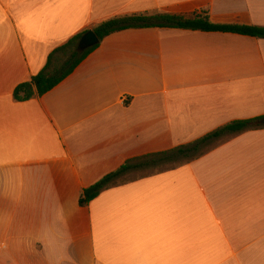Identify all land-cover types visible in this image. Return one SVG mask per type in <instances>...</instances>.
I'll list each match as a JSON object with an SVG mask.
<instances>
[{
  "label": "crops",
  "instance_id": "0c3cea01",
  "mask_svg": "<svg viewBox=\"0 0 264 264\" xmlns=\"http://www.w3.org/2000/svg\"><path fill=\"white\" fill-rule=\"evenodd\" d=\"M205 13L264 27V0H0V264H264V126L78 203L131 158L263 118L264 38L125 29L49 92L13 98L104 21Z\"/></svg>",
  "mask_w": 264,
  "mask_h": 264
},
{
  "label": "trees",
  "instance_id": "16d2710c",
  "mask_svg": "<svg viewBox=\"0 0 264 264\" xmlns=\"http://www.w3.org/2000/svg\"><path fill=\"white\" fill-rule=\"evenodd\" d=\"M130 28H178L203 32L233 33L249 37L264 38V27L214 24L209 21L206 13L197 14L192 18H183L169 14H133L115 17L98 24L93 29V32L99 38V41H101L111 33ZM85 32L86 31H83L74 35L64 44L50 52L44 67L28 81L16 86L13 91V98L16 101H25L42 96L70 75L98 45L90 47L82 53H78L76 51L77 43ZM255 121L256 119L233 120L188 144L131 158L117 170L103 176L89 187L83 189L79 195L78 203L81 206L86 205L94 199L103 188L110 186L116 178H119L131 169L153 167L157 166L159 163L175 161L181 157L189 158L188 161L194 160L203 155L208 150L206 147L213 141H218L223 137L249 129L261 127L254 125ZM169 168H164L159 171Z\"/></svg>",
  "mask_w": 264,
  "mask_h": 264
},
{
  "label": "rangeland",
  "instance_id": "374dc122",
  "mask_svg": "<svg viewBox=\"0 0 264 264\" xmlns=\"http://www.w3.org/2000/svg\"><path fill=\"white\" fill-rule=\"evenodd\" d=\"M222 139H224V138H222ZM217 142L218 141L211 142L206 147V149H209L213 145H216ZM188 159L189 158L181 157L179 159H176L175 161L162 162V163H159L157 166H153V167H143V168L134 169V170L131 169V170L127 171L125 174L121 175L119 178H116L111 184L112 185L118 184V183L133 179V178L138 177V176H142V175H145V174H149V173H152V172L159 171V170L164 169V168L178 166V165L188 161Z\"/></svg>",
  "mask_w": 264,
  "mask_h": 264
},
{
  "label": "water",
  "instance_id": "95a60500",
  "mask_svg": "<svg viewBox=\"0 0 264 264\" xmlns=\"http://www.w3.org/2000/svg\"><path fill=\"white\" fill-rule=\"evenodd\" d=\"M98 43H99V38L96 36L93 30H88L79 39L77 43L76 51L78 53H82L86 49L93 47L97 45ZM254 125L264 126V117L256 120L254 122Z\"/></svg>",
  "mask_w": 264,
  "mask_h": 264
}]
</instances>
